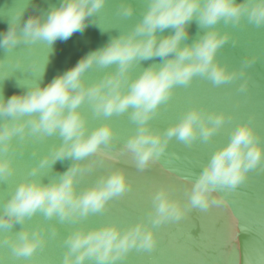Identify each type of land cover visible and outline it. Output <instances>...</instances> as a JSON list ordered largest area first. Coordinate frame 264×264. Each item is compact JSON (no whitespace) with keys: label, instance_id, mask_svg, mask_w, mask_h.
Segmentation results:
<instances>
[{"label":"clouds","instance_id":"obj_1","mask_svg":"<svg viewBox=\"0 0 264 264\" xmlns=\"http://www.w3.org/2000/svg\"><path fill=\"white\" fill-rule=\"evenodd\" d=\"M106 2L57 0L48 9L33 11L25 19L32 0H23L12 15H0L7 21V27L0 32V50L6 53L0 57L3 69L0 83L11 78L18 69L6 67L11 51L29 41L43 40L48 45V50L41 55L39 75L30 83L17 81L21 91L6 96L0 87V152H7L13 138L30 124L32 132L59 133L62 137V143L45 154L35 172L45 166L51 169L56 162L65 159L74 161L48 183L41 179L21 183L0 214V226L11 228L14 223H23L38 212L49 218L59 216L63 221L78 220L105 209L111 198L128 190L126 174L118 170L103 184L93 186L82 195L76 193L75 186L82 177L79 161L94 153L115 159L103 149L115 138L116 130L111 124H104L89 132L87 116L79 110L86 100L93 105V113L104 117L132 109L130 119L138 129L128 139L126 147L135 153L136 167L140 170L158 163L173 137L185 144L197 138L208 141L231 118L220 113L208 117L201 126L202 112L192 109L164 133L152 131L147 123L157 107L171 98L175 86L187 85L198 74L208 75L216 85L240 75L213 64L217 50L229 38L210 29L220 21L238 22L244 17L257 26L264 24V0H147L142 19L134 27L110 37L105 45L88 52L75 65L43 83L56 42L67 41L74 33L95 23L90 18L100 12ZM123 13L130 17L134 9L127 8ZM193 19L205 31L196 40L185 43ZM166 30L170 31L164 35ZM12 58L15 65H25L23 59ZM156 59L158 63L149 64L133 78L137 65ZM113 65L115 70L104 72L94 81L89 79L88 73L93 67L103 70ZM125 85H128L126 90ZM25 117L35 119L30 121ZM262 160L264 146L259 144L253 126L250 122L240 124L228 143L212 154L197 177L190 197L192 206L207 211L212 205L225 203L213 199V192L219 187L229 191L236 189L247 179L249 170ZM11 171L12 161L0 155V174H11ZM154 200L153 223L179 220L183 216L181 205L169 197L166 189L161 188ZM66 242L69 247L64 264H86L90 259L95 264H109L126 256L134 247H156L157 238L154 230L142 225L121 235L118 226L113 224L99 230L70 232ZM41 244L38 236L22 231L14 250L19 256H27Z\"/></svg>","mask_w":264,"mask_h":264},{"label":"water","instance_id":"obj_2","mask_svg":"<svg viewBox=\"0 0 264 264\" xmlns=\"http://www.w3.org/2000/svg\"><path fill=\"white\" fill-rule=\"evenodd\" d=\"M22 2L0 0V15H12ZM56 2L32 0L24 18L27 19L33 11L48 9ZM105 5L104 9L90 18L95 23H90L82 32L74 33L67 41L56 42L55 54L43 83L46 84L58 73L75 65L88 52L105 45L110 37L134 27L142 19L147 0H107ZM127 8L134 9L130 17L123 13ZM97 24L107 32H102ZM6 27L7 21L0 18V32ZM210 30L229 38L217 50L213 64L240 75L216 85L208 75L198 74L187 85L175 86L171 90V98L157 107L147 123L152 131L164 133L192 109L202 112L201 126L208 117L220 113L231 118L208 141L197 138L191 144H185L173 137L160 161L140 170L136 167L135 153L126 147L128 139L138 129V125L130 119L132 109L124 114L114 113L104 117L93 113V105L86 100L79 110L87 116L89 132L104 124H111L115 128V138L103 150L119 163L102 158L99 153L79 161L81 175L85 179H80L75 186L76 193L79 196L93 186L103 184L118 170L126 174L128 190L111 198L105 209L78 220L63 221L59 216L49 218L38 212L23 223H14L10 230L0 228V264H64L69 247L66 239L70 232L99 230L113 224L118 226L121 235L136 225L152 229L158 246L149 249L134 247L126 256L109 264H236L234 254H238L242 264H264V255L261 254L264 251V160L249 170L247 179L236 189L229 191L219 187L213 192V199L225 203L212 205L204 211L193 207L190 201L197 177L212 154L228 143L234 129L240 124L250 122L259 144L264 146V132L261 131L264 129V24L257 26L244 17L238 22L220 21ZM168 31L163 34L167 35ZM204 31L193 19L185 43L196 40ZM47 50L45 41L36 40L10 52L7 67L15 69L14 57L24 60L25 71L17 69L11 78L0 83L4 95L11 96L22 90L17 84L18 80L34 78L27 71V66L39 75L42 71L41 55ZM5 55L0 50V57ZM153 62L159 61H143L137 65L133 78ZM113 70L114 65L103 70L93 67L88 75L101 77L104 72ZM124 87L126 90L128 85ZM25 119L31 121L35 117ZM61 143L59 133L45 135L39 131L32 132L29 124L13 138L7 152H0V155L12 161L11 174H0V214L21 183L31 179L48 183L74 162L71 159L58 161L46 175L44 168L39 172L34 171L45 154ZM161 175L171 177L170 182H157ZM161 188L166 189L169 197L181 205L184 213L181 219L153 223L154 198ZM67 225L71 226L70 230ZM22 231H28L42 240L41 246L31 255L19 256L14 250ZM162 234L164 238L160 243ZM146 254H151V261L146 259ZM86 264H95V261L90 259Z\"/></svg>","mask_w":264,"mask_h":264},{"label":"snow or ice","instance_id":"obj_3","mask_svg":"<svg viewBox=\"0 0 264 264\" xmlns=\"http://www.w3.org/2000/svg\"><path fill=\"white\" fill-rule=\"evenodd\" d=\"M105 6H106V5H104V6L102 7V9H104ZM117 27H118V26H117ZM6 67H7V66H6ZM15 68L22 69V70L25 71V69H24L23 67L19 66V65H15ZM27 71L31 73L32 77H35V76L37 75V74H36L34 71H32L31 68L28 67V66H27ZM2 74H3V69L0 68V75H2ZM98 78H99V77L89 76V79H90V80H93V81L96 80V79H98ZM23 82H24V83H30L31 80H24ZM261 131L264 132V129H261ZM109 160H112V161H114L115 163H119V161H116L115 159H109ZM43 168H44V170H45V171H44V175H46V174L49 172L50 169H49L47 166H45V167H43ZM84 179H85V177L82 176V177H81V180H84ZM170 180H171V177L166 176V175H161V176H159V177L157 178V182H164V181H169V182H170ZM224 206H225V208L228 207L227 204H225ZM67 227H68L69 230L71 229V226H70V225H67ZM0 228H4V229H8V230L11 229V228H10L9 226H7V225L0 226ZM163 238H164V237H163V234H162L161 239H160V243L163 242ZM157 246H158V244L156 245V247H157ZM229 247H230V244H229V241H228V243H227V248L229 249ZM261 254L264 255V251H262ZM197 255H198V253H197ZM144 256H145L146 259H148L149 261L152 260V256H151V254H146V255H144ZM233 259L236 261V264H242V262H241L240 259H239L238 254H234Z\"/></svg>","mask_w":264,"mask_h":264}]
</instances>
